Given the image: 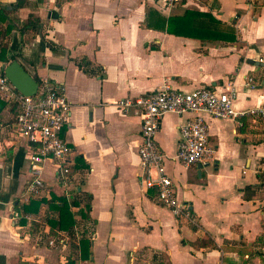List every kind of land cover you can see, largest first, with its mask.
Here are the masks:
<instances>
[{"label": "crops", "instance_id": "crops-1", "mask_svg": "<svg viewBox=\"0 0 264 264\" xmlns=\"http://www.w3.org/2000/svg\"><path fill=\"white\" fill-rule=\"evenodd\" d=\"M1 4L6 57L0 52V68L17 55L36 79L64 89L71 124L62 136L74 151L45 159L44 186L29 194L37 146L17 130L16 104L0 97V264H67L69 257L76 264H264V185L252 199L242 192L264 180V119L204 114L215 155L185 165L176 155L188 115L162 118L156 142L187 210L176 215L142 169L140 116L116 105L165 84L183 91L234 86L237 110L263 104L264 65L249 60L264 62V0H187L174 8L162 0ZM187 10L206 14L176 19L166 29L164 17ZM208 14L233 26L235 40L200 28L216 25ZM28 19L31 26L22 31Z\"/></svg>", "mask_w": 264, "mask_h": 264}, {"label": "built area", "instance_id": "built-area-1", "mask_svg": "<svg viewBox=\"0 0 264 264\" xmlns=\"http://www.w3.org/2000/svg\"><path fill=\"white\" fill-rule=\"evenodd\" d=\"M166 7L174 8L187 0H162ZM253 78L249 79L252 84ZM0 97L17 106L15 126L36 144V152L30 160L31 179L27 185L29 194H37L44 186L42 173L43 162L48 157L65 159L71 156L74 149L62 136V132L71 124V104L64 89L56 82L44 78L39 81L35 95L26 96L13 83L0 74ZM237 91L234 86L222 91L210 87H199L193 91H183L170 84L137 98L125 97L116 105L124 112L133 109L141 118V142L138 152L142 169L147 173L150 186H156L162 204L170 208L174 214L187 212L186 205L180 202L175 194L174 184L166 173L164 155L161 153L156 136L160 122L167 113L180 116L188 115L180 124V137L177 155L185 165L206 164L212 160L216 148L209 141V126L204 114L217 118L236 119L250 116L253 119H264V103L245 110H237L234 102ZM156 170V177L152 170ZM62 173H69V165L65 163ZM60 244L65 240L61 238ZM49 244L56 245L55 238Z\"/></svg>", "mask_w": 264, "mask_h": 264}, {"label": "trees", "instance_id": "trees-1", "mask_svg": "<svg viewBox=\"0 0 264 264\" xmlns=\"http://www.w3.org/2000/svg\"><path fill=\"white\" fill-rule=\"evenodd\" d=\"M0 12L1 13H6L5 8H3V7L1 8L0 7ZM204 14H206V13H203V12H200V11H190V10H187L185 12V15H183V16H170L167 19L164 17L163 18V23H165V24L167 23L166 29H172V27H171L172 25L171 24L176 19H178V20H184V19L187 18L188 15H190V16L191 15L192 16H197L199 18L201 15H204ZM204 17L209 18L211 21H213V20L215 21V19L212 18L211 15H209V14L207 16H204ZM31 20L32 19H30V20L28 19L27 21H25V22L22 23V27H23V29H21L22 31L26 30V28H28L29 26H31V25H29L31 23ZM38 21H39V18L38 17H34V20L32 21V24H33L32 25V28H34L33 30H35V31H39V28H40V24H39ZM214 23H216V21ZM200 28H203V29H220V31H226L227 37H228V39L230 41L235 40V37H236L235 36V29H234V27L233 26H230V25L224 26L222 24L216 23V25L214 26V24L211 23V24H202V26H200ZM5 48L6 47H5L4 44L0 48V52L3 53L4 58L6 57V51H5L6 49ZM14 56L15 57L13 59H11L10 61L8 59L7 62L9 61L8 63H10L14 59H19V56H17V55H14ZM4 68L5 67L0 68V74L1 75L4 74ZM37 80L40 81L39 79H37ZM258 120H261V119H258ZM262 185H264V180H262V182H260L258 185H248V186L244 187L242 189L244 198H246V199L255 198L256 195H257V191L260 189V187ZM62 202H63L64 207L67 208V202L65 200H63ZM72 225H73V222H71L69 224L68 228H67V230H69V232L72 231ZM60 226H63V225H60ZM81 244L82 245L83 244H88L89 246L91 245L90 244V241L87 240V239H81ZM67 264H76V259H72V258L69 257V259H67Z\"/></svg>", "mask_w": 264, "mask_h": 264}, {"label": "water", "instance_id": "water-1", "mask_svg": "<svg viewBox=\"0 0 264 264\" xmlns=\"http://www.w3.org/2000/svg\"><path fill=\"white\" fill-rule=\"evenodd\" d=\"M6 7V5H2ZM10 8V6H8ZM250 63L256 65H264L262 61L249 60ZM5 76L13 83V85L24 95L32 96L38 91L39 81L35 74L28 70L20 59H14L4 68Z\"/></svg>", "mask_w": 264, "mask_h": 264}]
</instances>
